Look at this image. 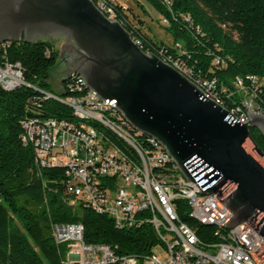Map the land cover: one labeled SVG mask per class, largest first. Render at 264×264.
I'll list each match as a JSON object with an SVG mask.
<instances>
[{"label": "trees", "instance_id": "16d2710c", "mask_svg": "<svg viewBox=\"0 0 264 264\" xmlns=\"http://www.w3.org/2000/svg\"><path fill=\"white\" fill-rule=\"evenodd\" d=\"M116 1V20L144 52L178 60L194 82L214 80V90L227 106L247 96L264 113V0H145L166 20L163 26L172 46L148 36L140 19L128 7L124 12L120 8L124 3ZM216 57L223 66L213 63ZM4 62H18L26 83L52 92L48 79L60 58L50 40L4 42L0 65ZM248 75L257 78L255 85L246 79ZM237 79L243 80L244 90L235 87ZM67 82L62 81L58 94H74ZM34 117L72 118L73 114L57 101L40 100L33 88L0 86V264H62L66 249L53 240L54 223L80 224L86 243L109 245L118 255L150 254L161 242L150 223L119 228L108 215L81 202L71 203L65 168L36 163L33 145L21 138L22 121ZM103 132L122 143L109 130ZM249 136L264 156L263 134L254 128ZM140 141L148 143L147 136ZM178 214L186 220L183 212ZM193 227L201 239H211L213 227Z\"/></svg>", "mask_w": 264, "mask_h": 264}, {"label": "built area", "instance_id": "2783aa9c", "mask_svg": "<svg viewBox=\"0 0 264 264\" xmlns=\"http://www.w3.org/2000/svg\"><path fill=\"white\" fill-rule=\"evenodd\" d=\"M93 2L107 18L116 20V0ZM120 8L127 12L125 4ZM162 61L192 81L178 60ZM213 63L224 65L217 57ZM246 79L252 86L257 83L253 75ZM64 80L74 94H55L26 83L18 62L0 65L2 88H33L40 100L57 101L73 114L72 118L23 120L22 141L33 145L38 165L65 168V189L72 196L71 203L81 202L108 215L119 228L148 222L161 242L153 247H159L158 251L152 250L143 258L118 255L109 245L86 243L82 225L54 223L53 240L66 249L62 264H264V238L250 221L224 226L233 215L216 193H200L201 188L187 181L157 140L132 128L112 100L107 103L96 96L80 74H70ZM192 82L240 122L246 121L248 110L263 113L247 96L227 106L214 90V80ZM234 84L239 91L244 90L242 79ZM103 130L122 143H115ZM143 135L147 136L146 144L140 141ZM179 211L186 220L179 217ZM194 224L213 227L211 239H201Z\"/></svg>", "mask_w": 264, "mask_h": 264}, {"label": "water", "instance_id": "95a60500", "mask_svg": "<svg viewBox=\"0 0 264 264\" xmlns=\"http://www.w3.org/2000/svg\"><path fill=\"white\" fill-rule=\"evenodd\" d=\"M61 37L69 52L60 50L63 65L50 74L52 89L80 74L132 128L157 140L200 193L217 194L233 215L224 226L250 221L264 238V156L249 136L254 128L264 136L263 113L248 110L240 122L173 66L144 52L93 0H0V45L48 39L57 49Z\"/></svg>", "mask_w": 264, "mask_h": 264}, {"label": "rangeland", "instance_id": "374dc122", "mask_svg": "<svg viewBox=\"0 0 264 264\" xmlns=\"http://www.w3.org/2000/svg\"><path fill=\"white\" fill-rule=\"evenodd\" d=\"M121 3L126 4L134 16H136L142 22V30L150 37H153L155 40H162L166 45L172 46V38L164 30V23L161 19V16L150 6L145 0H118ZM135 17V18H136ZM64 40H61L58 43V48L56 49L58 53L61 50V43ZM54 45V44H53ZM62 83V80L60 84ZM49 90L53 93L58 94L54 89L51 88L49 83ZM153 252L159 250V247L153 249ZM156 250V251H155ZM66 258V253L63 255Z\"/></svg>", "mask_w": 264, "mask_h": 264}, {"label": "flooded vegetation", "instance_id": "af4514ba", "mask_svg": "<svg viewBox=\"0 0 264 264\" xmlns=\"http://www.w3.org/2000/svg\"><path fill=\"white\" fill-rule=\"evenodd\" d=\"M58 38H60V37H58ZM61 38H63V37H61ZM63 42L61 43L62 45H61V50L63 51L62 53H64L65 52V54H67L68 52H69V48H68V43H67V41L63 38ZM62 58H60V60H61ZM61 63H59V64H62L63 65V60H61L60 61ZM65 70H66V64H65ZM63 73H64V75H65V71L63 70Z\"/></svg>", "mask_w": 264, "mask_h": 264}]
</instances>
